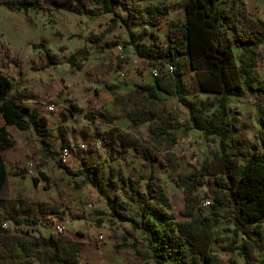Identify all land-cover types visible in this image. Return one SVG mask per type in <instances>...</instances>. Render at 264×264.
Masks as SVG:
<instances>
[{
	"label": "trees",
	"instance_id": "obj_1",
	"mask_svg": "<svg viewBox=\"0 0 264 264\" xmlns=\"http://www.w3.org/2000/svg\"><path fill=\"white\" fill-rule=\"evenodd\" d=\"M180 1L184 18L169 27L168 43L159 42L158 36L146 28L138 34L130 32L124 44L138 58L148 59L151 65L162 68L159 76H152L153 82L137 83L124 93H119L116 85H108L114 95V107L121 109L123 117L130 121L127 129L114 125L102 131L97 121L115 124L120 119L106 108L95 107L85 114L90 124H96L95 133L111 156L123 157L132 151L149 172H142L139 178L121 174L119 184L113 174L103 171L102 165L91 164L85 154L68 144L65 148L80 163L78 170H72L62 157L57 158L58 152L53 149L56 134L49 127V118L26 103L36 92L28 87L17 88L1 68L0 113L6 125L36 132L42 143L43 161L56 159L60 168L72 176H83L87 184L104 196L109 212L100 213L108 215L115 225L114 251L133 252L138 263L131 264H224L213 251L215 242L226 243L224 249L239 254L246 264H264V79L257 71L264 61V19L252 15L246 0ZM0 3L10 11L25 13L67 10L91 17L106 14L127 28L130 22L140 19L153 25L151 19L142 18L140 0H0ZM33 47L45 50L43 63L35 69L44 70L61 63L60 55L45 42L34 43ZM8 55L15 61L21 60L10 50ZM180 57H187L195 72V88L215 97L208 96L196 104L182 95L184 71ZM88 58L84 53L73 55L67 61L82 68ZM120 59L126 62L129 58ZM167 65L174 66L173 73L163 69ZM171 96H178L187 107L189 121H180L177 113L168 108L166 100ZM248 96L253 99L260 117L256 139L248 134L238 114L228 106L230 97ZM72 105L77 107L75 103ZM68 119L62 112V120ZM144 124H148L147 138L139 135V128ZM6 125L0 126V206L7 211L0 218V264H85L81 259L87 246L85 240L66 232L53 230L49 234L33 235L19 228L37 225L42 217L59 215L63 210L57 202H17L11 198V172L5 151L16 141ZM190 130H199L208 140L218 141L219 148L199 168L178 172V184L185 194L183 217L178 219L171 210L170 198L156 182V166L178 168L173 148L178 142V133ZM61 139L66 140L63 135ZM23 172L18 171L16 175ZM40 173L49 180L44 172ZM142 179H146L144 185ZM107 185L117 187V202L107 193ZM203 186L208 187L217 203L208 214L195 194ZM220 208H227L231 213L234 225L231 236L215 234ZM4 220L14 225L6 228L2 224ZM105 221L99 218L97 222L101 226ZM138 231L144 233L145 240L137 238Z\"/></svg>",
	"mask_w": 264,
	"mask_h": 264
},
{
	"label": "rangeland",
	"instance_id": "obj_2",
	"mask_svg": "<svg viewBox=\"0 0 264 264\" xmlns=\"http://www.w3.org/2000/svg\"><path fill=\"white\" fill-rule=\"evenodd\" d=\"M249 10L256 18L264 19V0H246ZM143 7L144 19H151L153 25L144 23L143 19L130 22L127 28L112 21L111 15L91 17L79 15L67 10L47 12L45 10H31L27 13L8 10L0 3V68L11 77L17 88L28 87L36 92V96L26 101L31 107L49 118V127L54 130L53 149L58 152L57 158H64V148L68 144L75 151L85 154L91 164H100L106 174H113L118 183L120 175L139 178L146 169L143 161L132 151L126 156L115 158L95 133L97 124L102 131L110 130L114 125L127 129L129 120L123 117L121 109L114 107L113 93L108 85H116L119 93H124L141 82H153L150 64L139 61L131 47H125L130 32L140 33L148 28L158 36V41L168 43L167 31L172 23L184 18V10L180 0H140ZM47 5V4H46ZM150 42L149 39L146 40ZM45 42L46 45L57 52L61 63L47 69H35L41 66L44 58V49H36L34 43ZM118 44L124 48L118 49ZM264 49V44H263ZM21 58L15 61L8 55V51ZM84 53L89 58L84 61L83 67L72 66L67 60L75 55ZM129 58L124 62L120 58ZM180 64L184 71V86L182 95L193 103L200 104L208 96L215 97L199 91L194 86L195 72L190 66L187 57H180ZM259 76L264 79V61L257 67ZM55 103L58 109L48 110V105ZM72 103L76 104V108ZM169 109L174 110L180 121H189V110L179 100L178 96H171L166 100ZM229 108L240 117V124L255 138L259 128V113L251 97H230ZM95 107L106 108L112 114H118L115 124L97 121L90 124L86 119V112ZM62 112L69 119L62 120ZM6 125L0 113V126ZM15 139L13 147L5 151L6 162L10 176V194L15 201L25 200L50 201L60 203L63 213L42 217L37 225L20 226L30 234H49L54 225L63 222L66 233L76 239L85 240L87 246L81 253L85 264H131L138 263L133 252L116 253L114 251L115 238H113L115 225L111 223L108 215L100 212H109L107 200L92 185L87 184L83 176H72L60 168L56 159L47 158L43 161L42 143L36 132L31 129L23 131L15 126L6 125ZM62 135L66 140H62ZM139 135L147 138L148 124L139 128ZM87 148H82L81 144ZM219 148L218 141L208 140L199 130L181 131L178 133V142L173 152L178 158L177 169L172 167L156 166V182L163 193L172 202L171 210L181 219L185 208L184 188L178 184V172H191L199 168L206 159L212 157V151ZM67 164L76 171L80 167L79 160L74 156L67 159ZM23 172L16 175V172ZM44 172L49 180L42 177ZM149 172V171H146ZM37 179V181H36ZM146 179H142L144 185ZM196 196L205 208V213L212 210L217 204L208 187H198ZM117 187L107 185V193L118 200L115 194ZM125 199V197L123 198ZM209 200L210 204H205ZM220 215L216 217V236H231L234 225L231 221L230 211L220 208ZM133 213L134 211H130ZM7 211L0 206V218H4ZM228 214V215H227ZM99 218H105L103 225L98 224ZM14 223L9 221V226ZM127 226H130V224ZM123 233V229L120 230ZM140 241L145 240L142 231L136 233ZM226 243L215 242L213 251L223 260L224 264H246L243 257L237 253L226 251ZM145 264H153L152 262Z\"/></svg>",
	"mask_w": 264,
	"mask_h": 264
},
{
	"label": "built area",
	"instance_id": "obj_3",
	"mask_svg": "<svg viewBox=\"0 0 264 264\" xmlns=\"http://www.w3.org/2000/svg\"><path fill=\"white\" fill-rule=\"evenodd\" d=\"M117 47H118V49L120 50V52H123V51H124V48H123V46H122L121 44H118ZM138 59H139V61H144V62L150 64V61H149L148 59H145V58H138ZM149 69H150L151 75L154 76V77L159 76V75L161 74V70H162V68H161L160 66H153V65H151V64H150V66H149ZM163 69H164L166 72H168V73H173V72H174V66H172V65H167V66H166L165 68H163ZM56 109H58V105H57V104L52 103V104L48 105V110H49L50 112H53V111H55ZM81 147H82V148H87L86 144H84V143L81 144ZM71 155H72V154L68 152L67 148H64V158L62 157L63 160L67 162V159H68ZM210 203H211V202H210L209 200H207V201L205 202L206 205H207V204H210ZM2 224H3V226L6 227V228L10 227V226H9V221H8V220H4V221L2 222ZM54 229H55V231H58V232H66V227H65V225H64L63 222H58V223H56V224L54 225Z\"/></svg>",
	"mask_w": 264,
	"mask_h": 264
}]
</instances>
